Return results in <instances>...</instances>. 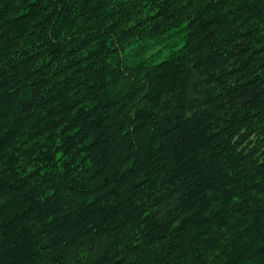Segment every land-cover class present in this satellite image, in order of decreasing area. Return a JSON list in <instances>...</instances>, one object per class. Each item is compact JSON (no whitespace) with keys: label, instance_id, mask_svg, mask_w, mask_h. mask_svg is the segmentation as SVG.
<instances>
[{"label":"trees","instance_id":"16d2710c","mask_svg":"<svg viewBox=\"0 0 264 264\" xmlns=\"http://www.w3.org/2000/svg\"><path fill=\"white\" fill-rule=\"evenodd\" d=\"M0 264H264V0H0Z\"/></svg>","mask_w":264,"mask_h":264}]
</instances>
